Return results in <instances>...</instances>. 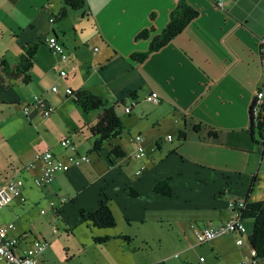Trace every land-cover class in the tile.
<instances>
[{
    "label": "crops",
    "instance_id": "obj_1",
    "mask_svg": "<svg viewBox=\"0 0 264 264\" xmlns=\"http://www.w3.org/2000/svg\"><path fill=\"white\" fill-rule=\"evenodd\" d=\"M25 1L32 9L28 24L22 20L27 9L21 7L20 19L12 13ZM178 1L85 0L84 7L72 9L64 0H0L7 10L0 9V66L17 63L26 43H38L31 83L0 81V187L11 178L24 181V197L0 210V224L14 223L10 234L28 245L35 238L47 240L40 263L84 264L77 262L79 256L91 255V264H178L181 254L207 243L217 255L226 254L227 264L248 263L237 239L249 241L253 220H244L245 234H224L202 244L191 224L218 226L235 216L232 201L264 200V135L260 141L249 130L255 93L264 84V0H185L198 15L143 61L133 59L134 52L149 49ZM151 26L150 38H136ZM52 35L66 48L65 62L46 43ZM15 85L12 96L8 89ZM68 88L91 90L114 108L123 123L115 143L124 158L110 156L106 145L93 150L96 136L90 127L103 108L85 111ZM150 93L160 101H148ZM27 96H42L53 112L45 116ZM133 100L136 105L126 112ZM138 134L144 157L138 156ZM66 137L90 162L69 165L49 185L37 186L36 156L51 150L66 157L70 150L61 144ZM241 155L248 156L243 163ZM168 177L172 195L155 193V183ZM102 201L112 210L113 227L100 228L85 218ZM70 232L73 239L58 246ZM105 236V241L95 239ZM0 264L6 262L0 259Z\"/></svg>",
    "mask_w": 264,
    "mask_h": 264
},
{
    "label": "trees",
    "instance_id": "obj_2",
    "mask_svg": "<svg viewBox=\"0 0 264 264\" xmlns=\"http://www.w3.org/2000/svg\"><path fill=\"white\" fill-rule=\"evenodd\" d=\"M64 3L72 9H80L84 7L85 0H64ZM198 13L199 11L190 6L185 0H179L175 8L171 11L167 25L161 32L155 34L151 38L149 49L145 52H134L132 58L141 62L148 57L149 53L168 44L198 15ZM61 14L62 16L66 15L65 8L62 9ZM154 30V26L142 29L138 32L136 38H150ZM37 51L38 43L28 42L22 47L17 63L9 64L7 62H2L0 66V77L3 75L5 79L0 81L4 82V85H7L6 82H8V86L15 83L23 85L31 83L32 76L30 71ZM71 96L75 103L81 106L85 111H95L103 108V112L96 118L94 125L90 127L93 135L96 136L93 150L99 152L102 145H106L110 148V156L114 158H124L125 152L122 146L115 143V140L120 136L123 130V123L114 108L106 107L103 99L88 89L78 90L72 93ZM133 101L137 103L136 100ZM251 118L252 122L249 130L253 133L257 127L259 134L264 135V105L261 107L258 116L255 117L252 104ZM199 127L200 124H197L194 129L198 130ZM208 133L210 136H215L213 130H210ZM179 138L181 140L185 139V132H180ZM261 144L263 145L262 155L264 158V143ZM170 180L171 178L168 177L156 182L153 187L154 192L162 195H172ZM241 211V217L244 220L250 219L254 222L253 231L249 235V242L252 250L255 251V255L252 256V259L256 260L258 264L259 259L264 258V200L247 202V205ZM85 218L91 221L94 226L100 228L113 227L116 223L112 210L105 201H102L95 210L88 212ZM95 239L98 241H105L107 237H96ZM247 264L251 263L248 262Z\"/></svg>",
    "mask_w": 264,
    "mask_h": 264
},
{
    "label": "built area",
    "instance_id": "obj_3",
    "mask_svg": "<svg viewBox=\"0 0 264 264\" xmlns=\"http://www.w3.org/2000/svg\"><path fill=\"white\" fill-rule=\"evenodd\" d=\"M47 45L54 54H59L61 61L67 60L66 48L54 35L49 36L46 40ZM61 75L65 76L66 71H61ZM53 91H57V86H52ZM68 94H72L73 90L68 88ZM146 99L151 102H159L160 97L156 93H150L146 96ZM136 102L132 101L131 104L125 105V111L130 112ZM264 105V84L257 89L253 101V114L258 116L261 107ZM31 106L40 109L45 116H49L54 108L50 106L46 99L42 96H35L31 103ZM29 104L24 106V111L29 110ZM172 139V136H168ZM135 140L138 143L137 151L138 156H146L144 146L141 144L143 136L138 134L135 136ZM61 144L66 149L70 150L66 157L57 156L51 150H45L36 156V160L40 162L39 172L34 175V182L39 187L49 185L56 177L58 172L66 170L69 165H80L83 162H90L88 154H79L77 152V146L70 137H66L61 140ZM33 166V164H31ZM143 169H139L137 174L142 173ZM24 181L21 178L15 177L9 179L3 186L0 187V210L7 206L12 200L23 195ZM247 205V200L244 198L237 199L230 203V208L234 210L235 216L227 222L218 226H213L209 223L199 225L195 222L191 224L195 232V237L198 243H206L212 239L229 233L245 234L247 228L244 219L241 217V210ZM15 229L14 223L0 224V259L4 260L6 264H46L40 263L38 257L47 248L48 241L43 238H35L31 240L29 245L22 248V242L20 237L10 234ZM238 244H242V239H237ZM251 255H255V251L251 250ZM251 264H257V261L250 260Z\"/></svg>",
    "mask_w": 264,
    "mask_h": 264
},
{
    "label": "rangeland",
    "instance_id": "obj_4",
    "mask_svg": "<svg viewBox=\"0 0 264 264\" xmlns=\"http://www.w3.org/2000/svg\"><path fill=\"white\" fill-rule=\"evenodd\" d=\"M28 1H30V2H33V3H38L39 2V0H28ZM28 5V6H27ZM21 7L23 8V9H27L26 10V13H25V17H23L24 16V11L23 12H21L20 13V9H21ZM4 8V7H3ZM2 8V6L0 7V9H2L3 11H5V13L7 12V10L4 8L3 9ZM10 11L12 12V10H11V8H10ZM79 12H81V10L79 11ZM18 19H20V18H22V20H24L23 21V23H25V24H28V21L30 20V18H31V14H32V9H31V5H30V3L28 4L26 1L21 5V6H19V7H16V8H14L13 9V12H12ZM33 14H34V10H33ZM79 35H81V32H79ZM88 36V34H86L85 35V37H87ZM86 49H88V51H89V47H87L86 46ZM47 51H48V53L50 54V57L51 56H53V55H51V53L49 52V50L47 49ZM90 52V51H89ZM72 53V56L75 54V52L73 51V52H71ZM68 55V54H67ZM67 72H69V69H67ZM45 86H47V82H46V80L42 83V85H41V89H44V87ZM32 87H33V84L32 85H30V86H28L27 88H25V89H23L22 88V91H20V96H22V93H23V90L25 91H30L31 89H32ZM11 89H8V92L10 93V95H12L13 96V93L15 92V90L16 89H18L19 88V86H12V87H10ZM25 91V92H26ZM27 94L29 93V92H26ZM15 97V96H14ZM27 97H29V99L31 98V96H27ZM33 97V96H32ZM72 97V96H71ZM25 99H26V97L24 96V98H22L20 101H21V104L23 103V101H25ZM31 99H33V98H31ZM122 104H118L117 106L118 107H120ZM123 109H124V106H123ZM40 110V109H39ZM121 118V117H120ZM173 131L174 130H172L171 129V134H173ZM255 134H256V138L257 139H259L260 141L262 140V137H260V134H259V130H258V128L256 127L255 128ZM177 133V132H176ZM71 138V137H70ZM72 139V138H71ZM77 139V138H76ZM82 140H85V138H83ZM142 144V143H141ZM255 144V143H254ZM69 151V150H68ZM242 154H244V153H242ZM251 156V155H250ZM248 156L247 155H241L240 157H239V162L240 163H243L245 160H244V158H247ZM251 158H252V156H251ZM133 165L134 166H136V163H135V161L133 162ZM257 169V168H256ZM85 226V225H84ZM62 228H63V224L60 226V231H62ZM94 228V230H97V227H93ZM78 232H79V230H78ZM72 232H70V236H68V237H66V241H64L63 240V238L62 237H60V238H62V240L61 239H59L60 241H58L57 242V244H58V246H62L63 245V242H65L66 244H68L69 243V241H71L73 238H72V234H71ZM69 234V233H68ZM76 234H77V232H76ZM221 236V235H220ZM230 237V236H229ZM196 238V237H195ZM240 238L242 239V243H243V245L242 246H240V247H242L243 249H245V261L246 262H250V260H251V250H250V243H249V241H248V239H247V236H243V237H241L240 236ZM33 239V238H32ZM69 239V240H68ZM28 241H30V239H27ZM27 243V242H26ZM26 243H24V242H22L21 244H22V248H24V247H26L28 244H26ZM59 248V247H58ZM66 251V250H65ZM107 251V250H106ZM105 251V252H106ZM59 252H61L62 253V250H61V248H60V250H59ZM110 252L111 251H109L108 250V253H107V255H106V257H108V258H110ZM63 253H64V251H63ZM225 256H220V255H217V253H215V252H213V251H211V248L209 247V243H207V244H204V245H202V246H200L199 247V250H196V251H192V252H190V253H188V255L187 254H181L180 255V261L181 262H179L178 264H227V262H226V254H224ZM79 258L80 259H77V262H78V260H83V263L84 264H91V259H93L92 257H91V255H89L87 258H85V257H81V256H79ZM85 260H86V262H85ZM46 264H54V263H52V262H50V261H48V263H46ZM258 264H264V258H261L260 259V261H259V263Z\"/></svg>",
    "mask_w": 264,
    "mask_h": 264
},
{
    "label": "clouds",
    "instance_id": "obj_5",
    "mask_svg": "<svg viewBox=\"0 0 264 264\" xmlns=\"http://www.w3.org/2000/svg\"><path fill=\"white\" fill-rule=\"evenodd\" d=\"M55 36V35H54Z\"/></svg>",
    "mask_w": 264,
    "mask_h": 264
}]
</instances>
